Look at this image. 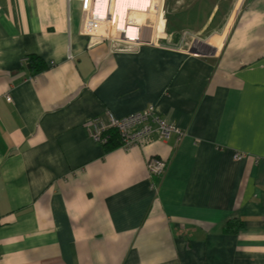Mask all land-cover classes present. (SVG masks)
I'll return each instance as SVG.
<instances>
[{"label": "crops", "instance_id": "1", "mask_svg": "<svg viewBox=\"0 0 264 264\" xmlns=\"http://www.w3.org/2000/svg\"><path fill=\"white\" fill-rule=\"evenodd\" d=\"M148 1L140 43L108 3L0 0V264H264V0ZM148 109L180 140L84 128Z\"/></svg>", "mask_w": 264, "mask_h": 264}, {"label": "built area", "instance_id": "2", "mask_svg": "<svg viewBox=\"0 0 264 264\" xmlns=\"http://www.w3.org/2000/svg\"><path fill=\"white\" fill-rule=\"evenodd\" d=\"M92 21L95 22V17H92ZM127 29V27H126ZM137 34L139 38L148 34L147 29H138ZM124 37H126L124 35ZM138 42V41H137ZM189 53L193 56H213L214 53H197L192 48L189 49ZM68 62L75 64L77 58L68 56ZM209 74H213L212 71ZM5 102L10 103L9 96L5 97ZM84 128L91 141L101 146H107L112 134L116 135L118 139L119 147L122 150L128 151L140 144L143 138L151 133H156L160 140H168L170 136H175L177 140H180L182 133L175 129L173 126L166 124L153 115V110L148 109L144 112L128 116L123 119H116L112 115H106V122L101 119H92L84 124ZM237 161L242 159V154L235 155ZM166 164L159 159H149L146 164V169L149 176L160 178L163 176L166 170Z\"/></svg>", "mask_w": 264, "mask_h": 264}, {"label": "bare ground", "instance_id": "3", "mask_svg": "<svg viewBox=\"0 0 264 264\" xmlns=\"http://www.w3.org/2000/svg\"><path fill=\"white\" fill-rule=\"evenodd\" d=\"M108 0H94V12L97 15L95 19L102 18L106 15V6H107ZM149 5L148 0H115V10L113 13V18L117 22V28L121 29L123 31V36L125 35L128 38L134 39L137 35V30L134 27L128 26L127 29L125 27V17L129 10L134 11H145ZM230 26V25H229ZM145 38H138L136 39L138 42H150L149 35L145 34ZM225 36H223L220 39V46L224 41ZM191 45H189L190 48H192L197 53H216L218 48H211L209 46L203 47V45H197L193 42H190ZM219 46V47H220Z\"/></svg>", "mask_w": 264, "mask_h": 264}, {"label": "trees", "instance_id": "4", "mask_svg": "<svg viewBox=\"0 0 264 264\" xmlns=\"http://www.w3.org/2000/svg\"><path fill=\"white\" fill-rule=\"evenodd\" d=\"M118 146H119L118 139L116 138L115 134H112L110 136V140H109V143L107 145V148L110 147V149H113V148H117ZM239 228H240L239 223L231 222V223L227 224V226H225L224 232L228 233V234H231V233L233 234V233L237 232V230Z\"/></svg>", "mask_w": 264, "mask_h": 264}, {"label": "water", "instance_id": "5", "mask_svg": "<svg viewBox=\"0 0 264 264\" xmlns=\"http://www.w3.org/2000/svg\"><path fill=\"white\" fill-rule=\"evenodd\" d=\"M114 6H115V0H108V9L110 14L114 13L115 10Z\"/></svg>", "mask_w": 264, "mask_h": 264}]
</instances>
